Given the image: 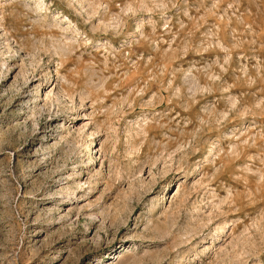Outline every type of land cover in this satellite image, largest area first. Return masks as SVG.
<instances>
[{
  "label": "rangeland",
  "instance_id": "374dc122",
  "mask_svg": "<svg viewBox=\"0 0 264 264\" xmlns=\"http://www.w3.org/2000/svg\"><path fill=\"white\" fill-rule=\"evenodd\" d=\"M0 264H264V0H0Z\"/></svg>",
  "mask_w": 264,
  "mask_h": 264
},
{
  "label": "bare ground",
  "instance_id": "6f19581e",
  "mask_svg": "<svg viewBox=\"0 0 264 264\" xmlns=\"http://www.w3.org/2000/svg\"><path fill=\"white\" fill-rule=\"evenodd\" d=\"M61 46V45H60ZM64 48V47H63ZM65 49V48H64Z\"/></svg>",
  "mask_w": 264,
  "mask_h": 264
}]
</instances>
